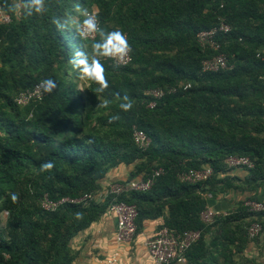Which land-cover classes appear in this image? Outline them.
<instances>
[{
	"label": "trees",
	"instance_id": "trees-1",
	"mask_svg": "<svg viewBox=\"0 0 264 264\" xmlns=\"http://www.w3.org/2000/svg\"><path fill=\"white\" fill-rule=\"evenodd\" d=\"M12 2L0 0L10 16L0 23V212L7 214L0 264H73L72 240L107 213L110 197L96 195L118 166L128 167L127 180L163 170L147 191L117 199L136 206V235L162 216L176 233L201 230L185 264H264V248L249 253L252 243L264 246V211L244 206L264 201L257 192L264 186V0H47L46 14L23 18L8 11ZM76 3L98 9L100 27L120 30L131 46L125 66L101 58L110 86L99 94L89 83L80 90L70 77L76 31L52 24L56 16L75 18ZM220 18L231 30L217 36L219 51L201 46L197 33ZM78 43L91 46L79 36ZM218 52L230 67L202 72V61ZM48 78L57 83L51 94L16 104L17 94ZM157 87L176 91L151 108L146 92ZM124 95L133 104L127 112L119 108ZM105 100L109 107H100ZM134 128L150 137L147 149L134 144ZM229 156L249 157L254 167L240 178L231 174ZM46 161L55 167L42 172ZM204 165L213 170L207 181L178 179ZM227 192L240 194L236 206L202 222L209 196ZM44 197L57 203L54 210L42 208ZM253 222L263 230L249 240Z\"/></svg>",
	"mask_w": 264,
	"mask_h": 264
},
{
	"label": "built area",
	"instance_id": "built-area-1",
	"mask_svg": "<svg viewBox=\"0 0 264 264\" xmlns=\"http://www.w3.org/2000/svg\"><path fill=\"white\" fill-rule=\"evenodd\" d=\"M9 21L10 16L3 11L2 7H0V23H7ZM230 30L231 26L223 18H220L219 21L211 28L199 31L196 38L201 46L219 51L220 44L217 40V36L220 33L226 34ZM102 59L115 66H125L132 60L131 53H129V58H126V62L123 64H120L118 61L112 59ZM229 67L230 66L226 55L222 52H218L202 61L201 70L202 72H216L219 70L228 69ZM41 82L42 81H39L33 87L17 94L14 98L16 104L25 106L31 102L41 100L47 94L43 93L39 88ZM189 86V84H186L184 89ZM175 91L176 87H171L168 89L157 87L148 90L146 92L147 96L150 97L148 106L151 108L154 107L156 100L163 97L166 93ZM132 137L134 144L140 150H145L149 147L151 139L143 130L134 128ZM225 162L227 166L232 169L249 170L254 167L253 161L246 156H229ZM162 172L163 170L158 168L153 170L151 174L145 177L141 176L136 179L113 182L108 185L107 196L110 197L108 211L111 212L116 218L115 241L118 246L132 242L134 236L136 235L135 220L137 218L136 206L124 201H118V197L128 192L147 191L152 186L154 178ZM212 173V168L208 165H204L200 169L190 168L179 172L178 179L182 182L197 184L207 181ZM91 198V195H85L83 200ZM61 201L76 202L79 200L62 199ZM41 206L44 210L52 211L56 208L57 203L51 202L49 199L44 197L41 201ZM244 206L252 212L264 211V201L247 199L244 201ZM227 214L228 212L226 210H216L207 207L200 213V219L205 224H211L216 220V218L225 216ZM262 230L263 228L261 223H251L247 228L248 239L254 240L262 233ZM200 237L201 230H186L181 233H176L174 230L161 224L152 235H149L145 238L144 245L153 264H171L173 262L185 264L186 251L193 243L198 241ZM114 260L115 259L111 260L110 263H113Z\"/></svg>",
	"mask_w": 264,
	"mask_h": 264
},
{
	"label": "clouds",
	"instance_id": "clouds-1",
	"mask_svg": "<svg viewBox=\"0 0 264 264\" xmlns=\"http://www.w3.org/2000/svg\"><path fill=\"white\" fill-rule=\"evenodd\" d=\"M7 7L8 11L14 13L17 18L44 15L48 12L47 0H13ZM74 11L77 14L75 18L56 16L52 19V24L61 32L74 28L82 40L91 41L90 52L76 50L69 63L73 69L78 71L79 79L90 85H95L93 91L99 94L110 86L101 58L116 60L123 64L126 62V58H129L131 46L120 30L105 31L100 27L98 9L90 11L88 8H83L79 3H76ZM97 36H99V39L96 38ZM39 88L43 93L51 94L57 88V83L55 80L48 78L41 82ZM100 107L108 108L109 101L105 100ZM132 107L131 99L124 95L119 103V108L127 112ZM117 119H119L118 115L110 117V120ZM54 167V162L46 161L41 164L40 171H51ZM17 199L18 197L13 194L12 200L15 202Z\"/></svg>",
	"mask_w": 264,
	"mask_h": 264
},
{
	"label": "crops",
	"instance_id": "crops-1",
	"mask_svg": "<svg viewBox=\"0 0 264 264\" xmlns=\"http://www.w3.org/2000/svg\"><path fill=\"white\" fill-rule=\"evenodd\" d=\"M128 174L129 169L126 166H118L110 170L101 184L98 196L104 194L107 196L108 185L127 180ZM231 174L244 178L246 171L235 169L231 171ZM257 192L264 199V186ZM209 198V208L228 210L235 207L237 200L241 197L235 192H227L223 195L209 196ZM167 213L166 209L165 214ZM163 220L161 216L155 220L146 221L143 230L135 235L132 242L118 246L115 241L116 218L107 211L88 229L73 238L71 243V248L75 253L73 264H153L144 245V240L163 224ZM263 248V245L257 246L252 243L249 253L255 257V255L262 254ZM113 259H115L114 262L110 263Z\"/></svg>",
	"mask_w": 264,
	"mask_h": 264
},
{
	"label": "rangeland",
	"instance_id": "rangeland-1",
	"mask_svg": "<svg viewBox=\"0 0 264 264\" xmlns=\"http://www.w3.org/2000/svg\"><path fill=\"white\" fill-rule=\"evenodd\" d=\"M70 30H75L74 28H70ZM73 37H74V41H75V48L76 50H84V51H88L90 49L89 45L88 44H84V43H81V45L78 46V35L75 34V33H72ZM71 79L77 83V87L80 89V90H83L87 87L88 83L84 82V81H81L79 79V74H78V71L76 70L75 73L73 75L70 76ZM106 198V195H100L98 196V194L96 195V199L99 200V201H103L104 199ZM6 219H7V214L5 212H0V231H5V222H6ZM6 234V232H5ZM135 237V236H134Z\"/></svg>",
	"mask_w": 264,
	"mask_h": 264
}]
</instances>
